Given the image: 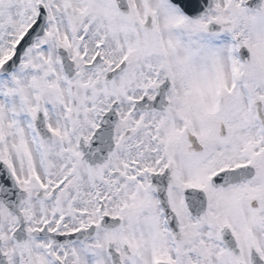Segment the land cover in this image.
Here are the masks:
<instances>
[{
    "label": "snow or ice",
    "instance_id": "1",
    "mask_svg": "<svg viewBox=\"0 0 264 264\" xmlns=\"http://www.w3.org/2000/svg\"><path fill=\"white\" fill-rule=\"evenodd\" d=\"M0 264H264V0H0Z\"/></svg>",
    "mask_w": 264,
    "mask_h": 264
}]
</instances>
